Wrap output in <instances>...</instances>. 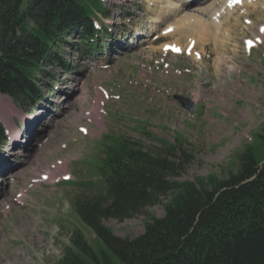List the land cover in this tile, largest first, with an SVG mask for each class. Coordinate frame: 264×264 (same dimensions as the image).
<instances>
[{
  "label": "rangeland",
  "instance_id": "1",
  "mask_svg": "<svg viewBox=\"0 0 264 264\" xmlns=\"http://www.w3.org/2000/svg\"><path fill=\"white\" fill-rule=\"evenodd\" d=\"M102 2L94 20L107 30L93 45L67 35L37 72L36 101L0 92V264H55L75 227L97 245L70 202L83 188L75 178L98 180L87 161L103 154L104 134L149 148L156 141L144 130L169 141L181 134L193 153L183 179L227 176L264 127V0H185L179 11L173 0ZM189 13L206 27L197 37ZM168 199L103 223L134 237Z\"/></svg>",
  "mask_w": 264,
  "mask_h": 264
},
{
  "label": "trees",
  "instance_id": "2",
  "mask_svg": "<svg viewBox=\"0 0 264 264\" xmlns=\"http://www.w3.org/2000/svg\"><path fill=\"white\" fill-rule=\"evenodd\" d=\"M104 11L102 0H0V92L17 102L36 101L44 62L69 34L93 45L107 30L94 20ZM144 131L156 141L150 148L115 132L101 137L103 154L87 161L98 180L75 178L83 188L70 202L97 245L75 227L55 264H264V127L227 176L183 179L193 157L188 140ZM94 184L96 190L86 189ZM161 195H169L164 214L150 216L134 237L119 236L103 223L130 217Z\"/></svg>",
  "mask_w": 264,
  "mask_h": 264
},
{
  "label": "bare ground",
  "instance_id": "3",
  "mask_svg": "<svg viewBox=\"0 0 264 264\" xmlns=\"http://www.w3.org/2000/svg\"><path fill=\"white\" fill-rule=\"evenodd\" d=\"M180 1V2H179ZM181 1H185V0H173L172 2V5H173V8L176 9V11H179V10H182V4H181ZM188 2H195V3H198L200 0H198V2L196 0H187ZM210 4V3H209ZM201 6V5H200ZM206 7H197L195 8V10H197L198 12H203L205 10ZM173 9V10H174ZM189 10V9H188ZM186 13V12H184ZM181 16H182V12H181ZM189 16L190 18H195L193 21L195 22L193 25H189L190 28H188L189 30H191V32L194 34V36H199L201 34V32H204L206 27L205 25L203 24V22L201 21L200 17H199V13H189ZM185 17V15L183 16V18ZM186 18V17H185ZM180 20V18H178ZM187 19V18H186ZM190 20V19H188ZM155 21H157V19H155ZM178 22V20H177ZM182 22H185V21H182ZM178 24V23H177ZM187 25V24H186ZM187 29V30H188ZM181 33V32H180ZM197 39V38H196ZM97 110V109H96ZM99 112V111H98ZM63 165V164H62ZM61 165V167H62Z\"/></svg>",
  "mask_w": 264,
  "mask_h": 264
},
{
  "label": "water",
  "instance_id": "4",
  "mask_svg": "<svg viewBox=\"0 0 264 264\" xmlns=\"http://www.w3.org/2000/svg\"><path fill=\"white\" fill-rule=\"evenodd\" d=\"M173 97L177 99L187 110L191 111L195 108L196 103L191 98L179 93L173 94Z\"/></svg>",
  "mask_w": 264,
  "mask_h": 264
}]
</instances>
